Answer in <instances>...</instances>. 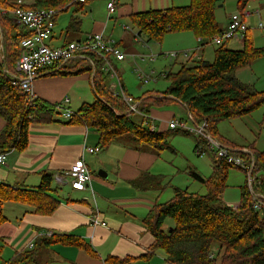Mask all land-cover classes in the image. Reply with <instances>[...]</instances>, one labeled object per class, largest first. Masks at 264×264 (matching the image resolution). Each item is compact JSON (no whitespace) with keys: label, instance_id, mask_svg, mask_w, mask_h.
<instances>
[{"label":"crops","instance_id":"0c3cea01","mask_svg":"<svg viewBox=\"0 0 264 264\" xmlns=\"http://www.w3.org/2000/svg\"><path fill=\"white\" fill-rule=\"evenodd\" d=\"M111 1L94 0L81 9L71 7L59 12L54 32L47 44L52 48H60L69 43L82 42L90 35L102 34L105 38L113 40L128 56H136L138 53L135 45L138 42L125 28H134L129 20L131 15L151 10L186 7L191 2V0H114L116 11L109 16L107 6ZM64 14H68L66 20L61 16ZM229 19L230 16L227 17L225 26L221 27L223 30L227 28ZM247 21L248 19L246 23ZM250 28L248 25V30ZM128 33H131L132 37ZM169 37H172L174 50L193 53L200 46L199 38L185 32L166 35L161 43L154 42L156 44L154 50L163 51L164 47L169 50V45L165 44ZM210 46L207 44L202 46L197 52L199 59L187 60L183 57L181 63L176 61L175 64L189 65L198 61L212 63L216 50L210 51ZM243 46L241 43L238 50H242ZM262 47L264 46H256ZM88 58L91 61V58ZM3 59L0 43V64L3 65L1 69L9 76ZM87 59L74 60L60 70L68 71L67 69L77 64L92 66ZM262 59L264 57L250 66L236 70L235 79L257 92H263L264 67L261 63L264 62H260ZM123 62L115 60L112 62L120 76L122 90L125 89V85L115 63ZM52 72H44L34 81L33 90L38 100L55 106L68 98L69 103L65 107L75 113H78L85 104L95 101L93 73L59 76L51 74ZM80 82L85 89L91 87L92 92L89 93L88 90L85 99L79 94L75 95V88ZM59 114L56 111L53 122L32 124L27 137V147L21 151L9 152L6 154L5 164L0 165V183L15 191H37L43 175H52V188L47 196L59 202V207L51 215L38 214L34 207L22 203L10 202L0 206L3 216L7 219V222L0 226L1 262L13 263L15 257L21 253H30L32 259L29 262L18 264H106L109 258L116 260L130 258L128 264H171L164 252L158 250L150 253L154 239L144 225V220L152 208L171 200L174 188H180L177 185L170 186L175 176L170 172V163L165 161L163 154L156 155L148 150L137 149L135 144L128 140H118L108 149H101L98 133L81 124H68L67 120L60 119ZM148 117V122L155 127V132L165 133L170 131L169 123L172 120H184L185 117L188 119V113L180 104H173L169 107L151 109ZM239 119L241 120L220 122L217 125L216 140L237 152L248 150L254 154H264V150H258L256 143L250 142L247 137L254 131L259 136L264 133V107ZM137 122H141V118L137 117ZM224 123H229L227 128H222V125H227ZM5 125V120L0 116V134ZM196 145L197 141L195 147ZM86 148H100L101 151L90 154ZM79 160H84L92 176V182L84 192L72 190L67 182L69 170ZM211 160L213 171L214 158ZM58 176L63 177L65 182L58 183L56 180ZM147 176L158 177L159 185L153 190H140L135 183L143 181ZM262 182L264 183L263 177ZM94 215L98 216L101 225L92 223L91 218ZM48 232H52L53 236H74L85 244V248L61 243L45 245L41 241L47 237L41 235ZM31 243L34 247L29 249ZM148 253L149 258H145Z\"/></svg>","mask_w":264,"mask_h":264},{"label":"trees","instance_id":"16d2710c","mask_svg":"<svg viewBox=\"0 0 264 264\" xmlns=\"http://www.w3.org/2000/svg\"><path fill=\"white\" fill-rule=\"evenodd\" d=\"M29 1L32 3L28 4ZM92 1L0 0V43L3 42V62L9 74H4L3 65L0 64V116L6 122L0 134V155L25 149L30 126L53 122L56 116L55 107L41 100L37 101L35 108H31L27 96L13 86L11 77L16 75L15 67L21 56L20 43L29 34L13 25L11 19L1 11L23 8L57 10L59 13L71 7L81 9ZM223 1L191 0L186 7L151 10L131 15L129 20L140 31V35H146L149 42L161 43L168 34L185 32L209 41L223 32L215 17V10L220 8ZM249 1L239 0V10H244ZM228 43L216 49L212 63L198 61L180 65L176 72L169 71L166 77L169 83L163 91H146L139 98L125 92L139 103L138 108L145 115L144 118L130 112L123 100L110 93L108 75L104 72L105 62L100 57L88 55L94 67L77 64L68 71H53L51 74L59 76L93 73L95 101L85 104L78 112L82 119L74 117L67 123L81 124L98 133L101 149H108L118 140H128L137 149L161 155L164 150L172 151L168 145L170 134L182 130L165 133L151 131L148 116L153 108L180 104L195 124L207 122L210 134L216 139L220 122L243 118L264 107V91L257 92L234 77L236 70L263 58L264 47L256 48L246 39L242 50H231L227 47ZM134 115L141 118V122L135 121ZM199 143L200 140H197L195 149ZM254 155L262 167L264 154ZM213 158V174L210 178L205 180L197 173L190 174L206 187V195L174 188L173 198L155 205L145 218L144 225L154 239L150 253L158 250L164 252L171 264H264V218L252 209L248 187L241 189V201L237 207L224 202L222 196L228 172L237 168ZM52 182V175H43L39 189L34 192L15 191L0 183V206L10 202L22 203L34 207L38 214L51 215L59 207V202L47 196L51 192ZM135 185L140 190H153L159 185V178L147 176ZM259 192L264 195L263 182ZM6 222L0 209V226ZM41 243L85 248V244L74 236L55 235L50 239L45 238ZM150 253L145 258H149ZM31 257L30 253H21L9 264L29 262ZM130 261V258H109L106 264H128ZM0 264L4 263L0 260Z\"/></svg>","mask_w":264,"mask_h":264},{"label":"built area","instance_id":"2783aa9c","mask_svg":"<svg viewBox=\"0 0 264 264\" xmlns=\"http://www.w3.org/2000/svg\"><path fill=\"white\" fill-rule=\"evenodd\" d=\"M80 3H84L85 0H79ZM115 1L112 0L107 8L109 16L113 15L116 11ZM3 15L8 16L11 21L19 28L29 34L27 38L21 41L20 49L21 56L16 64V75L12 76L13 86L19 88L27 96V102L31 108H35L38 98L34 94L33 83L44 72L58 71L65 65L70 64L77 59H87L89 54L96 55L100 59L104 60V70L107 72L112 82L109 84V91L115 97L123 100L130 109V112L137 114L140 117H145L139 111V103H137L132 97L125 94L121 89L120 76L113 66V60L117 62H123L127 59L128 55L125 54L117 44L110 39L105 38L102 34H93L86 38L82 42H73L60 48H52L47 44V41L51 38L55 26L56 18L58 15L57 10H31L17 8L12 11L2 10ZM254 15H258V12H251L244 10L239 14H233L230 16L228 26L221 34H218L211 38L209 41L199 38L198 42L200 46L195 52H169L163 54L164 58H168L173 61L179 60V58H186L192 60L197 58V52L203 45H211L220 47L226 42L236 41L244 44L246 41V35L248 32V26L246 20ZM259 29H264L263 25L259 24ZM127 31L131 32L138 43H142L143 47L150 51L151 55L149 60L155 61V56L150 48V42L144 40L140 35L138 29L131 27H125ZM205 42V43H204ZM135 60V56H131ZM88 61L89 58L87 59ZM93 66V61H90ZM137 74L140 82L143 85H148L151 82H156L159 78L167 77L166 72L160 73L159 77H154L153 74H146L142 69L138 68ZM121 89V90H120ZM69 103V99L65 98L61 104L55 105V110L60 113L67 121L72 120L74 117L82 119V115L79 113L67 110L65 107ZM170 130H182L193 136H196L200 143L196 148L197 155L203 156L206 152H212L218 161H223L239 170L244 171L248 176V187L250 196L252 199V209L259 213L264 218V195L259 192V187L262 184L261 170L258 165V160L255 155L248 151H234L226 146L221 145L209 132V125L207 122L201 124H195L193 119H187V121L176 119L169 123ZM150 130L155 131V127L150 124ZM204 142V143H202ZM86 151L90 154L99 153L100 148H86ZM215 151V152H214ZM6 160V154L0 155V165H4ZM68 184L71 189L77 192L86 191L91 182L92 176L90 171L84 162L79 160L74 164L67 174ZM58 183L65 182L63 177L58 176L56 178ZM91 221L94 225H101V222L97 215L92 216ZM41 236L51 238L52 232L45 233ZM34 244H29L28 248L32 249Z\"/></svg>","mask_w":264,"mask_h":264},{"label":"rangeland","instance_id":"374dc122","mask_svg":"<svg viewBox=\"0 0 264 264\" xmlns=\"http://www.w3.org/2000/svg\"><path fill=\"white\" fill-rule=\"evenodd\" d=\"M27 3L31 4L32 2L29 1ZM238 3L239 0H224L223 4L220 5L222 7L216 8L215 17L221 27L225 26L227 17L232 16L233 14H239L243 12V10H239ZM244 10H249L251 12H259V15H254L247 21V26L249 25V27L251 28L247 32L246 39L250 41L255 47L264 46V29L257 28L260 23L264 27V0H250ZM68 14H64L61 16H64V20H66V16ZM13 25L15 24L13 23ZM128 35L132 37L131 33H128ZM169 38L170 39L166 40H169L170 42L167 41L165 43L166 46L169 45V50L165 49L164 47L163 51H155L154 48L156 44L154 42L150 43V48L152 49L153 54L157 56L155 61L149 60L148 57L151 55L150 51L144 49L142 43H137L135 45V48H137L136 51L138 54H136L135 60H133L131 56H128L122 64L115 63L121 73V79L123 81V84L125 85V89L123 90L124 92L127 91L132 97L139 98L146 91H163L167 88L169 82L165 78H159L156 82H151L148 85H142L139 80L136 69L140 68L146 74H153L155 78L159 77L160 73L163 72H176L180 66H177L175 64L176 61L164 58L163 54L173 51L182 53V51L174 50L172 37ZM143 39L148 40L146 36H143ZM240 44L241 42L231 41L228 44V48L231 50H238ZM140 47L141 49H139ZM217 48L218 47L210 46L209 50L214 51ZM142 49L145 51H143ZM179 60H177L178 63H181L182 56L181 58H179ZM260 62H264V59H262ZM261 65L262 67H264V63H261ZM108 81L109 84L114 82L111 81L109 78ZM90 88L91 87L89 86L85 89L82 83L80 82L75 88V95L77 96L79 94L82 99H85L86 95H88V90L89 93L92 92ZM58 116L60 117V119H64V117L60 114ZM133 119L137 121V116L134 115ZM184 121H187L186 117L184 118ZM224 124L227 125H222V128H227L229 123ZM247 137L250 142L256 143V148L258 150H264V133L259 136L258 133L254 131L252 132V135L248 134ZM197 140L198 138L196 136L185 135L182 131H178V133H172L169 136L168 145L170 146L172 151H176V153H172L171 150H164L162 153V157L166 158L165 161L170 163V172L175 175L173 178V182L170 183V186L177 185L182 190H188L190 193L204 196L207 193L206 187L194 180L190 174L192 172L197 173L205 180L210 178L213 174L211 159L212 157H215V155L210 151L206 152L203 156L197 155L195 149V144ZM260 170L262 171L261 175L264 179V163L262 167H260ZM171 180L172 179H170V181ZM248 186V176H246L245 172L243 173V171L238 169L229 170L226 180V189L222 196L224 202L228 205H236L235 207H237L241 201V188H245ZM168 225L169 224H167L165 228H167Z\"/></svg>","mask_w":264,"mask_h":264},{"label":"water","instance_id":"95a60500","mask_svg":"<svg viewBox=\"0 0 264 264\" xmlns=\"http://www.w3.org/2000/svg\"><path fill=\"white\" fill-rule=\"evenodd\" d=\"M220 7H222V6H220ZM1 48H3V42H1ZM188 117H189V119L192 118L190 114H188Z\"/></svg>","mask_w":264,"mask_h":264}]
</instances>
